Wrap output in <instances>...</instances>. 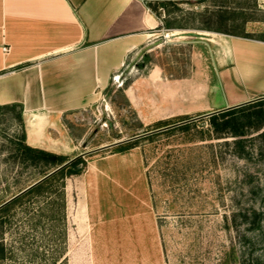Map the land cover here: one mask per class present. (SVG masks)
<instances>
[{
  "label": "rangeland",
  "instance_id": "obj_1",
  "mask_svg": "<svg viewBox=\"0 0 264 264\" xmlns=\"http://www.w3.org/2000/svg\"><path fill=\"white\" fill-rule=\"evenodd\" d=\"M183 7L187 16L191 9L202 14L190 25H203L215 9L232 17L230 27L264 31V0ZM186 29L192 30L189 36L200 30ZM193 39L133 55L121 81L113 78L99 100L67 118L79 136L69 156H81L86 164L80 174L66 177L64 214H56L58 206L44 197L17 202L4 215L9 253L0 264H264V128L257 130L255 118L250 123L242 115L258 107L237 113L249 123L245 136L218 138L208 121L212 113L145 124L126 94L155 61L166 63L168 76L186 73ZM17 111L0 108V205L41 179L19 157L23 126ZM130 142L135 146L129 149L138 151L133 156L99 159Z\"/></svg>",
  "mask_w": 264,
  "mask_h": 264
},
{
  "label": "crops",
  "instance_id": "obj_2",
  "mask_svg": "<svg viewBox=\"0 0 264 264\" xmlns=\"http://www.w3.org/2000/svg\"><path fill=\"white\" fill-rule=\"evenodd\" d=\"M161 25L145 0H0V104L22 106L28 144L72 155L79 136L67 118L99 100L133 55L188 37L186 73L168 76L166 63L155 61L126 88L145 124L264 100V31L248 37L200 29L189 36L191 29Z\"/></svg>",
  "mask_w": 264,
  "mask_h": 264
},
{
  "label": "trees",
  "instance_id": "obj_3",
  "mask_svg": "<svg viewBox=\"0 0 264 264\" xmlns=\"http://www.w3.org/2000/svg\"><path fill=\"white\" fill-rule=\"evenodd\" d=\"M147 5L152 9V11L162 20V25L160 27H165L168 30L173 29H203L210 31H219L230 34L243 35L248 37L260 36L257 33L249 32L243 24L237 25L236 27H230L229 20L232 17L228 14H223L222 11L212 10L209 18L203 19V25H190L192 20L196 21L198 16H201V12L191 9L188 11L189 15H186V11L183 4L195 6L204 3L207 0H145ZM221 9L225 7H220ZM162 10V11H161ZM192 15V17H190ZM252 20V19H251ZM232 26V25H231ZM240 31H237L239 30ZM145 57V56H144ZM145 60H148L146 58ZM142 67V63H139ZM264 100L257 102L231 107L225 110L217 111L209 116V123L212 126L218 138L225 137L227 135L231 136H245L247 132L244 127L247 121H241L240 116L237 115L239 111L249 110L252 106H257L255 111H246L242 115L247 117L251 123V118H255V128L257 130H262L264 128V109L261 107ZM0 108L7 109H18L15 117L20 121L23 126V136L22 141L18 142L17 150L19 151V157L22 162L29 163L34 169L39 172V178L44 177L51 171L57 169L59 166L65 164L62 168L48 175L38 183L34 184L27 190L23 191L19 195L15 196L11 200L5 202L0 206V261L8 257V248L2 238V228L5 222L4 215L12 208L17 202H20L26 196L36 195L37 197L47 198L48 203H55L58 207L57 213L62 212L64 214L65 208V180L66 177L72 174H80L84 168L86 161L78 156L71 160L69 155L56 153L44 148L35 147L27 143L26 131L24 125V119L22 115V106L20 104H0ZM248 112V113H247ZM189 117H180L178 120H184ZM169 121H160L159 124H168ZM249 124V123H247ZM181 126L185 128L189 127V123H184ZM264 133V129L261 134ZM240 140V139H239ZM238 144L242 141H237ZM135 146V143L130 142L128 145L120 146L117 151H124L130 147ZM55 199H50L53 197ZM1 204V203H0Z\"/></svg>",
  "mask_w": 264,
  "mask_h": 264
},
{
  "label": "water",
  "instance_id": "obj_4",
  "mask_svg": "<svg viewBox=\"0 0 264 264\" xmlns=\"http://www.w3.org/2000/svg\"><path fill=\"white\" fill-rule=\"evenodd\" d=\"M68 162H69V161H68ZM68 162H67V163H68ZM67 163H64L63 165L59 166L57 169L51 171L50 173H48L47 175H45L43 178L39 179V180H38L37 182H35L34 184L38 183L39 181H41L42 179H44V178L47 177L48 175H50V174H52L53 172L57 171L58 169L62 168V167H63L65 164H67ZM34 184H32L31 186H33ZM31 186H30V187H31ZM30 187H28V188H30ZM28 188H27V189H28ZM27 189H26V190H27ZM0 206H1V205H0Z\"/></svg>",
  "mask_w": 264,
  "mask_h": 264
},
{
  "label": "bare ground",
  "instance_id": "obj_5",
  "mask_svg": "<svg viewBox=\"0 0 264 264\" xmlns=\"http://www.w3.org/2000/svg\"><path fill=\"white\" fill-rule=\"evenodd\" d=\"M117 80H118V81H121V80H122V76H121V75H118V76H117Z\"/></svg>",
  "mask_w": 264,
  "mask_h": 264
},
{
  "label": "built area",
  "instance_id": "obj_6",
  "mask_svg": "<svg viewBox=\"0 0 264 264\" xmlns=\"http://www.w3.org/2000/svg\"><path fill=\"white\" fill-rule=\"evenodd\" d=\"M118 75H121V74H116V75L113 76L114 80H117V76Z\"/></svg>",
  "mask_w": 264,
  "mask_h": 264
}]
</instances>
